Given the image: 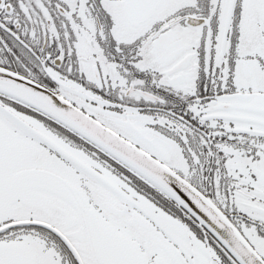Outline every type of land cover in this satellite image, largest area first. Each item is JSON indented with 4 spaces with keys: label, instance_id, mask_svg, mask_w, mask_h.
I'll return each instance as SVG.
<instances>
[{
    "label": "snow or ice",
    "instance_id": "6c2138e0",
    "mask_svg": "<svg viewBox=\"0 0 264 264\" xmlns=\"http://www.w3.org/2000/svg\"><path fill=\"white\" fill-rule=\"evenodd\" d=\"M0 264H264V0H0Z\"/></svg>",
    "mask_w": 264,
    "mask_h": 264
}]
</instances>
